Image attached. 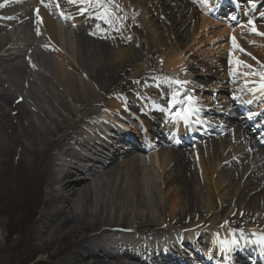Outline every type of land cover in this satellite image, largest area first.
<instances>
[{
  "label": "bare ground",
  "instance_id": "obj_1",
  "mask_svg": "<svg viewBox=\"0 0 264 264\" xmlns=\"http://www.w3.org/2000/svg\"><path fill=\"white\" fill-rule=\"evenodd\" d=\"M169 1L174 2L175 6L161 9V12L168 17L169 37L173 36L177 47L170 49V54H161L164 58L161 67L166 70V74L188 77L190 74L185 72L187 56L182 49L185 23L174 18L183 13L186 5L178 0ZM257 1L248 0L245 9H250L249 6L255 5ZM110 2L114 3L115 0ZM41 3L40 0H0L3 5L0 7V152L9 146L18 154H35L39 158L42 152L35 150L37 145L44 146V151L56 148L42 169L35 160L32 162L34 179L45 180L48 188L45 197L35 204L33 210L37 215L38 206H43L34 228L39 247L34 246L31 250L33 255H48L47 264H183L177 260L181 259L179 251L174 252L178 255L174 257L166 252L162 255L157 248L169 247L168 251L173 252L171 250L175 248L168 244L176 242L178 238L182 241L183 238L174 227L185 223L186 231H190L187 237L191 241L197 240L198 235L201 238L205 230L210 233L209 237L218 243V246L211 247L222 250L219 257L212 255V258L221 260L224 256L223 264H231L233 255L242 245L252 254L249 264L264 262V219L256 217L254 212L257 208L254 195L259 191L263 199L261 203L264 204V187L260 188L264 180H261L262 177L254 178L250 167L239 175V183H235L234 177L235 172L241 171L240 163L245 159L251 162L254 157L258 162L255 165L258 167L257 173L264 176V157H261L256 145H252L245 130L238 127L235 132L228 131L229 138L219 139L214 144L209 141L203 145L195 136L196 141L191 150H157V177L156 182L152 181L148 165L150 161L135 149V137L129 138L118 132L106 141L104 138L111 135L95 134L98 130L94 131L89 126L91 118L97 113V106L108 109L107 112L98 113L99 117L107 119L113 118L110 112L125 113L127 103L130 108L135 105L137 111H145L152 119L158 118L162 110L138 93L110 98L109 90L99 92L106 79L114 73L112 63L103 59L104 56L111 57V40L107 34L115 35L117 46L122 44L121 41L126 42V46L118 47L120 61L129 56L134 68L138 64V69L148 74L146 59L138 61L133 56L126 35L117 32L119 26L113 24L110 31L111 21L107 33L101 30L103 22H86L75 26L74 32H68L48 17ZM116 3L118 7L114 8L120 10L130 30L138 37L141 36L139 31L144 30L145 36L151 35L150 40L144 42L154 44L153 38H157L151 33L154 26L151 17H148L152 10L147 6L153 7L159 3L158 0H131L132 8H128L124 0H116ZM85 5V13L93 12L96 7ZM70 9L78 13L81 8L71 5ZM108 13L107 17L110 18ZM137 14H144L138 25L141 29L133 24L132 16ZM196 18L197 15H194L195 23L191 27L195 33L191 40L193 46L199 42L197 38L207 36L208 41L216 42L221 34L227 33L210 31L220 25L210 22L205 16L201 17L200 23ZM261 26L259 29L255 26L245 28L249 31L255 28L264 33V25ZM259 51L264 60V48L261 47ZM66 55L74 58L75 64ZM189 59H193L192 53L188 55ZM197 64L203 68L200 62ZM16 75L20 80L16 79ZM242 84V89H253L248 83ZM120 86L128 88L125 83ZM248 91L251 93L248 96L258 99L264 95V84ZM102 97L107 100L103 101ZM247 99L246 96L240 101L246 103ZM172 107L173 112L184 109L176 104ZM141 120L139 117L136 120L142 127L138 131L141 134L139 142L149 146ZM165 120L168 121V131L173 134L180 133V130L178 133L172 131L176 124L186 125L189 128L187 131L192 129L187 121L184 124L177 119ZM103 128L110 130L111 125L104 124ZM131 133L139 136L137 132ZM205 137L202 135L201 138ZM36 138L42 142L39 143ZM101 138L105 142L103 150L96 147ZM118 141L121 144L115 143ZM122 143L124 146H121ZM118 146L126 151L121 153ZM81 147L87 148V152L83 153ZM92 157L96 166L90 163ZM77 161L84 162L79 166ZM231 162L233 168L228 170L225 179H220L221 169ZM13 171L9 167L4 174H0V191L7 190L15 200L20 198L22 187L24 185L26 188L27 184L23 183L24 175L16 177ZM8 181H14L15 185L10 186ZM227 189H231L232 198L238 195L241 198L242 194L245 199L238 202L239 206L243 209V203L246 202L245 208L249 206L250 210L248 208L247 212L237 215L229 214V206L223 203ZM9 195L6 194L7 197ZM243 223L250 229L249 233L243 235L242 242L233 229L240 228ZM115 230L118 232L114 239L105 236ZM55 243H58V247L51 255ZM178 244L184 249L189 246L184 242ZM130 249L140 254H144L146 249L151 252L142 257L133 254ZM199 251L211 255L210 248H200ZM189 254L195 257L191 251ZM167 258L169 261H165ZM33 261L31 257L28 262L30 264ZM37 262L42 260L35 264Z\"/></svg>",
  "mask_w": 264,
  "mask_h": 264
},
{
  "label": "rangeland",
  "instance_id": "obj_2",
  "mask_svg": "<svg viewBox=\"0 0 264 264\" xmlns=\"http://www.w3.org/2000/svg\"><path fill=\"white\" fill-rule=\"evenodd\" d=\"M125 1L127 3V6H131V0H125ZM186 4L188 5V7L185 8L183 13L181 15L179 14V16H175L174 18L177 20L181 19L185 23L184 29L186 30L185 31L186 33H185V39L183 40L184 45L182 47L183 54L185 55V57L187 56L185 70L188 73L191 72L193 73V75H190V77L186 79L187 80L186 82L189 85H191L193 89L187 90L186 87L183 88L180 84L177 83V85L181 87L180 89V91L182 92L181 96H185L189 94L187 93L189 91L194 92V90H196V94L206 96V94H204V91L208 90L209 88H206L204 85H208L212 80H214V77H212V74L214 75V71L212 68H209L208 66L211 65L212 67L216 58L223 60V63H226V61L227 62L228 61L232 62L236 60L239 62L241 61L240 69H239L240 77L248 78L247 80L248 82H254L255 79H263L264 82V67L262 66L263 70L257 67L259 69V72H253L252 69H249L252 66L250 64H247L246 62V60L251 59L254 61V63H256V65H262L263 58L261 56V51H258V49L261 47L263 48L262 45H264V38L261 37L262 35L246 37L244 31L242 30L241 34L239 33L234 34L235 35L234 40L230 39L229 41L226 42H221V41L213 42V40L208 41V37L205 36L203 38H199V39L197 38V41L199 42L193 46L191 44V40L195 35V33L192 31L191 28L194 27V23H195V19H193V17L194 15H197V18L199 19V23H200V19H201L200 11L202 12V10L199 9L198 13L194 14V12H191L193 8L191 2L187 1ZM174 6H175L174 2H170L169 0H160L159 5H154L153 7H149V5L147 6L148 8H150V10H152V12L149 14V17H151V21L153 22V26H154V28L151 30V33L154 36H156L155 38H157V39L153 38L154 44H151L150 42L147 43L144 42L146 40H150L151 37V35L149 34L145 36L143 32L144 30L139 31L141 33L140 37H138L136 33L132 31L131 34L127 35L128 39L131 40V44H128L130 52L133 53V56L138 61L139 59H146L148 64L147 66L148 71H154V70L156 71L158 70V68H160L162 71H166L161 67V62L164 60V58L161 57V54L163 55L170 54V49L173 50L174 48L177 47L174 45V39H172L173 36L171 35V38L169 37V29L167 24L169 21L168 17L165 15L164 12H163L164 14H162L161 12L162 11L161 9H165V8L172 9ZM100 10L101 9H98L96 13H99ZM142 16L144 17V14H137L132 16L134 20L133 24H135V27L137 29H141L139 28L138 25L140 24V22H142L141 20ZM54 19L56 21H60L57 20L56 18ZM67 23L68 26L73 25L71 22H67ZM58 24L62 25L64 24V22ZM118 24L122 26V31L124 32L126 31V28H128V26L125 23L118 22ZM69 30L70 29L68 28V31ZM156 42H158V45L160 44L161 48L157 47ZM208 42L209 44L207 46ZM120 46H126V45L120 43L117 46L116 42L112 39V42L110 44L111 57H107V56L103 57L105 62L112 63V66L114 67V73L106 79L103 88H101L99 92L102 90H110L111 92L114 91L113 97L126 95L127 93H129L128 90L136 91L139 93L143 88V84L146 82V81H141L143 79V76H145V74L141 72L142 70L138 69V64L136 68H134L135 65L132 63L131 58L129 56L124 61H120L119 57L117 56V52L119 53L118 47ZM154 46L155 49L153 50L152 48ZM225 47L226 50H224ZM189 48H191V51H189ZM190 53H192V58H193L192 60L190 59L188 60V55ZM230 54L232 56H230ZM66 57L75 64L74 58H71L69 55H66ZM195 59L196 61L192 63V61ZM197 62H200L203 65V68H201L200 65L197 64ZM135 72L137 74L132 76L131 74ZM163 75L167 79L170 78L169 74L163 73ZM15 77L17 80H20L18 75H16ZM134 77L136 78V80L134 81L131 80ZM160 77L161 76H159V78ZM114 78L115 80L113 81ZM198 80H200V82H198ZM124 83L128 86V88L120 86L121 84ZM173 89L176 90V87H174ZM191 99L188 100L191 102L192 100L194 101V99L192 100ZM102 100H104V97H102ZM206 118L209 119V117ZM215 123L218 122L215 121ZM43 137L46 138V135L44 134ZM36 140L39 143L42 142L40 141L39 138H36ZM216 142L217 140H215L213 144ZM44 149H45L44 146H41L40 144L35 147V150L37 152L39 153L42 152L39 158L35 154H23V153L18 154L14 148L11 147L9 148V146L5 150L1 149L0 174H4L6 170H8L10 167L12 170H14L13 172L15 173L16 177H20L21 175L25 176L24 177L25 180H23L24 181L23 183H26L27 185L26 188L23 185L22 192L19 195L20 198L15 197L16 198L15 200L12 196L9 195L10 193H8L7 190L0 191V249H1L0 264H29L28 261L31 257L32 259H34V261L30 264H35L36 261H40V260H42V262L39 263L37 262L36 264H47V262L49 261L48 255L36 256L33 255V253L31 252L34 246L39 247V244L35 239L34 228H36L37 226L38 223L37 221L39 220L40 211L42 210L43 206L42 205L38 206L37 215L33 213V210L35 204L37 205L39 200L45 197V193L48 190L45 180L34 179V163L32 168V162L35 160L39 168L42 169L44 167L45 161L48 160L49 157L56 150V148L54 147L50 149L48 148L45 151ZM261 152L262 155L264 156V151L261 150ZM146 154H147L146 155L147 160L150 161L148 165L151 170L152 181L154 180V182H156L157 175L155 174V171L157 170V164L155 157L157 155V151L151 150ZM217 159L218 157H216V160ZM247 167H250L251 174H254V178L258 179L261 177V175L256 174V168H254V166H252L250 163H246V164L243 163L241 167V171H237L234 173L235 183L240 182L239 175L242 174L244 170H247ZM232 168L233 165L230 164L227 169L225 168L221 169L220 179H225L228 170ZM246 176L249 179L250 176H248V173ZM261 180L262 181L264 180V176L261 178ZM250 181L251 183H253L252 182L253 180ZM7 183L10 186L15 185L14 181H8ZM263 187L264 186L261 185L260 188ZM6 194H8L9 197H7ZM225 194H227V196H224L223 203L229 206L227 210L229 214L237 215V214H242L245 211L247 212V209L249 208V206L245 208V204L247 205V203L246 202L243 203V209L242 207L239 206L238 203L243 199H245V197L242 194H241V198H239V195L238 197L232 198L233 193L231 189H227ZM254 197L256 198V205H257V208L256 206L254 207L256 208L254 209L255 215L260 219H264V204L261 203V201L263 200L261 199L262 197L261 192L260 191L257 192L254 195ZM243 228L245 230L249 229V227L246 226V224L243 225ZM57 247H58V243L53 244L51 248V255L52 252Z\"/></svg>",
  "mask_w": 264,
  "mask_h": 264
},
{
  "label": "snow or ice",
  "instance_id": "obj_3",
  "mask_svg": "<svg viewBox=\"0 0 264 264\" xmlns=\"http://www.w3.org/2000/svg\"><path fill=\"white\" fill-rule=\"evenodd\" d=\"M70 3L76 4L77 2L81 3V4H88V5H99L100 7H104L103 5V0H69ZM0 7H3L2 4H0ZM87 11V9H81V12ZM38 13V10H37ZM107 16V9L105 8L104 13H102L100 16L97 17V19H106ZM253 31H255V28H253ZM261 35H264V33H259ZM179 83V82H178ZM173 103H178V101H173ZM190 115V110L188 108H184L183 110H177V112L174 114L175 118H180L183 119L185 121L188 120Z\"/></svg>",
  "mask_w": 264,
  "mask_h": 264
}]
</instances>
